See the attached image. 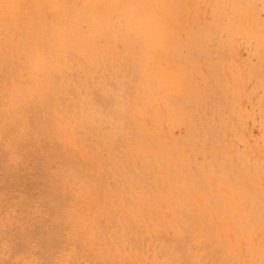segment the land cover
Segmentation results:
<instances>
[{
    "label": "rangeland",
    "instance_id": "1",
    "mask_svg": "<svg viewBox=\"0 0 264 264\" xmlns=\"http://www.w3.org/2000/svg\"><path fill=\"white\" fill-rule=\"evenodd\" d=\"M0 264H264V0H0Z\"/></svg>",
    "mask_w": 264,
    "mask_h": 264
}]
</instances>
